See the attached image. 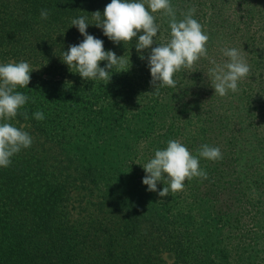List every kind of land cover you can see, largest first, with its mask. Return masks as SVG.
<instances>
[{
    "label": "trees",
    "instance_id": "trees-1",
    "mask_svg": "<svg viewBox=\"0 0 264 264\" xmlns=\"http://www.w3.org/2000/svg\"><path fill=\"white\" fill-rule=\"evenodd\" d=\"M109 3L0 0V63L35 68L17 88L30 97L21 109L28 119L9 121L32 146L0 168V264H264V0H171L178 19L195 5L209 58L176 73L177 87L158 95L151 50L142 60L135 48L142 33L116 44L93 25L92 13ZM156 15L152 47L170 32ZM81 16L105 51L129 60L127 71L110 70L107 84L83 79L61 58L84 39L71 24ZM232 47L251 71L238 92L220 97L210 60L226 62L221 49ZM38 110L42 121L33 118ZM170 139L193 155L203 144L219 147L223 158H200L208 179L160 197L163 182L148 191L143 165Z\"/></svg>",
    "mask_w": 264,
    "mask_h": 264
},
{
    "label": "clouds",
    "instance_id": "clouds-1",
    "mask_svg": "<svg viewBox=\"0 0 264 264\" xmlns=\"http://www.w3.org/2000/svg\"><path fill=\"white\" fill-rule=\"evenodd\" d=\"M195 11V5L190 6L186 12L181 11L182 18L178 19L177 9L171 0H111L102 14L99 10L92 13V20L93 25L102 28L104 36L116 44L131 42L138 33H142L136 39L135 48L141 53L142 60L145 59L143 50H151L147 57L152 77L150 83L158 95L163 87H177L176 73L192 69L201 58H209L207 44L210 37L194 18ZM157 13L161 21L167 23L170 32L165 41L152 47L153 38L160 31V24L156 22ZM49 15L48 9H41L42 20H47ZM86 21L84 16L72 19V26L78 28L84 39L77 45H70L61 58L83 79L107 84L111 79L110 70L127 71L129 60L124 56L117 57L111 50L105 51L103 40L87 33L89 23ZM221 51L228 59L223 63L210 60L213 66L208 69V77L215 95L224 97L229 91H239V82L249 77L251 69L240 49L232 47ZM101 61L108 63L101 67ZM32 70L30 64L23 60L0 63V168L9 167L12 157L30 148L33 143L27 131L9 122L18 114L28 119L27 111L21 109L30 97L17 91V88L29 85ZM33 118L42 121L45 115L38 110L33 113ZM200 158L217 161L223 156L219 147L208 144L201 145L197 154L193 155L180 140L170 139L166 148L155 150L154 156L143 165L146 175L142 183L148 186V191L155 192L157 182H163L164 187L158 192L160 197L183 191L186 180L208 179L207 172L200 167Z\"/></svg>",
    "mask_w": 264,
    "mask_h": 264
},
{
    "label": "rangeland",
    "instance_id": "rangeland-1",
    "mask_svg": "<svg viewBox=\"0 0 264 264\" xmlns=\"http://www.w3.org/2000/svg\"><path fill=\"white\" fill-rule=\"evenodd\" d=\"M227 1H228V4H230V5H236V0H227ZM231 11H232V7L229 8V12H231ZM231 16H233V14L230 15V18H231ZM232 18H234V17H232ZM235 18H237V17H235ZM9 62H12V61H9ZM2 63H8V62H2ZM33 69H35V68H33ZM78 193H79V191H76V192H74L73 194H74V195H78ZM82 194H83V193H82ZM76 198H77V197H76ZM162 257H163V259H164L167 263H171V262L173 261L172 255H170V254L163 253V254H162Z\"/></svg>",
    "mask_w": 264,
    "mask_h": 264
}]
</instances>
